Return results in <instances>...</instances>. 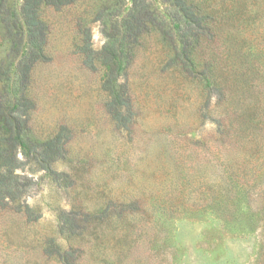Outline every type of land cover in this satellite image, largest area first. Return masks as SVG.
Listing matches in <instances>:
<instances>
[{
    "label": "rangeland",
    "instance_id": "374dc122",
    "mask_svg": "<svg viewBox=\"0 0 264 264\" xmlns=\"http://www.w3.org/2000/svg\"><path fill=\"white\" fill-rule=\"evenodd\" d=\"M185 1L41 5L25 85L0 22V264H264V0ZM57 138L48 170L30 148Z\"/></svg>",
    "mask_w": 264,
    "mask_h": 264
},
{
    "label": "trees",
    "instance_id": "16d2710c",
    "mask_svg": "<svg viewBox=\"0 0 264 264\" xmlns=\"http://www.w3.org/2000/svg\"><path fill=\"white\" fill-rule=\"evenodd\" d=\"M9 1L10 0H0V22L7 20L12 11L13 16L17 17V21L14 25L16 29L14 35L22 36V41L23 36L24 39L25 35L27 36L28 44L30 45V47H28V50L19 61V66L17 68L20 81L23 85H25V82L29 79L30 71L35 63L45 57L44 47L46 43V31L45 25L40 20L39 16L41 5L61 6L64 4H69L75 0H25L22 4V7L20 8V11H13V9L9 6ZM174 1L175 5L177 6L186 7L185 0ZM186 9L191 10V7H187ZM19 18H21L22 20V26L20 27H18ZM201 18H204V16H200L198 12L192 10L188 11V24L190 26L194 27L196 23L200 22L199 20ZM209 26L210 25L207 23H204L203 25V27L205 28ZM125 28L126 31H128L129 37L132 38V43L134 44L137 43L139 34H141L147 28V23L143 21L141 17L135 14H131L125 21ZM16 109L14 110V112L16 111ZM22 122V117L17 114L15 115L13 120H9L6 124L7 128L11 132L9 139L14 140L12 144L10 143L12 145L10 148L12 152L15 151V148H17L18 145L23 148V152H26V144L23 143L24 134L22 131ZM59 138H57L56 140L52 139L49 142L41 144L43 150L40 152L35 150L34 146L30 148V151L35 152L36 154H38V156H40L41 154L43 155L42 162H44L43 164L48 170H52L51 162L58 157L57 154L62 153L61 149L63 144L61 143V140ZM53 153L56 155V158ZM9 172V175L0 173V202H2L5 196L11 195L12 197H14L15 194L13 191L15 190L13 189V169Z\"/></svg>",
    "mask_w": 264,
    "mask_h": 264
}]
</instances>
